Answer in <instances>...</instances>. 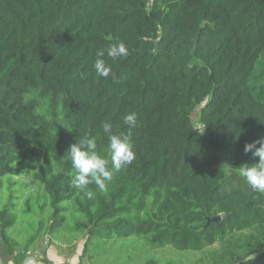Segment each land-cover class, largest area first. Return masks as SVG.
<instances>
[{
	"label": "trees",
	"instance_id": "1",
	"mask_svg": "<svg viewBox=\"0 0 264 264\" xmlns=\"http://www.w3.org/2000/svg\"><path fill=\"white\" fill-rule=\"evenodd\" d=\"M116 41L128 56H105L112 75L97 77V50ZM130 112L136 159L104 190L89 185V199L69 185L67 150L95 136L107 158L101 123L126 134ZM260 137L264 0H0V177L41 186L45 199L23 212L48 208L33 240L71 210L95 264L128 238L264 264V193L237 169L255 163L243 149ZM13 209L0 205L5 242Z\"/></svg>",
	"mask_w": 264,
	"mask_h": 264
},
{
	"label": "rangeland",
	"instance_id": "2",
	"mask_svg": "<svg viewBox=\"0 0 264 264\" xmlns=\"http://www.w3.org/2000/svg\"><path fill=\"white\" fill-rule=\"evenodd\" d=\"M201 105L192 112V123L194 126L199 124V110ZM45 199V194L41 186L32 181L29 175L0 177V205L12 206L14 214V223L8 229L11 240L23 243H48L64 242L66 243V253L77 252L79 254L77 264H95L94 257H89L84 252V245L87 239V229L76 227L75 223L82 220V216L67 210L64 214L62 226L55 228V232H50L49 223H44L36 239H32L33 232L37 229L38 222L41 219H47L44 216L47 207L44 208L43 216L36 215L37 208H33L29 213H23L27 205L32 207L36 203H41ZM73 213V214H71ZM70 229V230H68ZM32 239V240H31ZM215 246L207 248L204 251H178L171 247L149 249L141 244L137 239L128 238L126 240H116L108 248H105L104 254L99 256L104 264H147L148 261H154V264H232L233 261L218 262L214 254Z\"/></svg>",
	"mask_w": 264,
	"mask_h": 264
},
{
	"label": "clouds",
	"instance_id": "3",
	"mask_svg": "<svg viewBox=\"0 0 264 264\" xmlns=\"http://www.w3.org/2000/svg\"><path fill=\"white\" fill-rule=\"evenodd\" d=\"M129 54L126 45L122 41L109 43L106 48L97 50L93 68L97 77L108 78L112 75L111 67L104 59L105 56L112 60L127 57ZM26 99L31 100L32 96L27 95ZM123 122L128 126L129 131L125 133H113V125L109 122H102L101 129L106 135L107 158L98 151L97 137H87L79 143L75 142L67 150L71 159L72 171L69 174V185L84 193L91 199L95 193L89 190L88 186L95 184L99 189L106 188V182L113 179L116 172L126 168L136 159L132 138V129L137 127L136 112L126 113ZM72 131L71 128H66ZM257 145H259L257 147ZM244 153L251 152L255 163L242 164L239 166L238 174L256 192L264 193V137L245 143ZM21 264H38L34 256L26 255Z\"/></svg>",
	"mask_w": 264,
	"mask_h": 264
},
{
	"label": "crops",
	"instance_id": "4",
	"mask_svg": "<svg viewBox=\"0 0 264 264\" xmlns=\"http://www.w3.org/2000/svg\"><path fill=\"white\" fill-rule=\"evenodd\" d=\"M7 236H10L7 230ZM16 239L5 242L0 236V264H21L26 255L34 256L38 264H77L79 254L73 252L66 253V243L48 242V243H30L17 242Z\"/></svg>",
	"mask_w": 264,
	"mask_h": 264
},
{
	"label": "water",
	"instance_id": "5",
	"mask_svg": "<svg viewBox=\"0 0 264 264\" xmlns=\"http://www.w3.org/2000/svg\"><path fill=\"white\" fill-rule=\"evenodd\" d=\"M216 218H218V216L217 217H214V218H211V219H216Z\"/></svg>",
	"mask_w": 264,
	"mask_h": 264
},
{
	"label": "built area",
	"instance_id": "6",
	"mask_svg": "<svg viewBox=\"0 0 264 264\" xmlns=\"http://www.w3.org/2000/svg\"><path fill=\"white\" fill-rule=\"evenodd\" d=\"M61 264H66V263H61Z\"/></svg>",
	"mask_w": 264,
	"mask_h": 264
}]
</instances>
